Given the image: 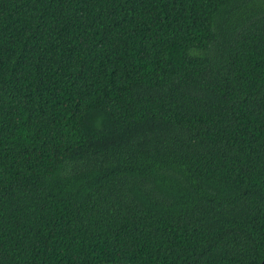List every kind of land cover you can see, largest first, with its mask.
<instances>
[{
    "label": "trees",
    "instance_id": "1",
    "mask_svg": "<svg viewBox=\"0 0 264 264\" xmlns=\"http://www.w3.org/2000/svg\"><path fill=\"white\" fill-rule=\"evenodd\" d=\"M264 0H0V264H262Z\"/></svg>",
    "mask_w": 264,
    "mask_h": 264
},
{
    "label": "water",
    "instance_id": "2",
    "mask_svg": "<svg viewBox=\"0 0 264 264\" xmlns=\"http://www.w3.org/2000/svg\"><path fill=\"white\" fill-rule=\"evenodd\" d=\"M100 264H138V263H131V262H111V263H100ZM264 264V260L262 262Z\"/></svg>",
    "mask_w": 264,
    "mask_h": 264
}]
</instances>
